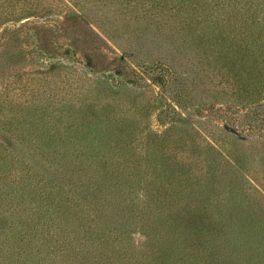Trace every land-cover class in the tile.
Returning <instances> with one entry per match:
<instances>
[{"label": "trees", "instance_id": "16d2710c", "mask_svg": "<svg viewBox=\"0 0 264 264\" xmlns=\"http://www.w3.org/2000/svg\"><path fill=\"white\" fill-rule=\"evenodd\" d=\"M109 1L0 0V49L9 53L0 54V264H264V187L257 189L226 151L243 161L264 151V141H247L225 119L215 122L221 136L199 125L226 102L264 114V0H118L127 1L132 39L148 44L142 66L152 83L173 91L178 104L193 105L195 118L185 107L172 108L179 131L141 147L112 145L117 153L100 148L84 156L82 144L72 153L58 150L33 135L41 129L31 113L22 117L24 108L91 105L93 115L109 108L79 76L92 84L107 76L136 89L150 86L142 76L119 77L110 62L100 70L65 62L70 57L57 41L70 14L101 40L95 27L117 34L110 23L121 25L126 14ZM55 65L75 78L57 80ZM110 110V120L130 118ZM261 116L254 121L264 127ZM163 147L194 158L183 165L164 155V166L136 155ZM260 170L264 175V161Z\"/></svg>", "mask_w": 264, "mask_h": 264}, {"label": "rangeland", "instance_id": "374dc122", "mask_svg": "<svg viewBox=\"0 0 264 264\" xmlns=\"http://www.w3.org/2000/svg\"><path fill=\"white\" fill-rule=\"evenodd\" d=\"M117 2L118 0L109 1V7L113 9L114 5H118L117 9L114 11L122 9L124 14H126L122 19L121 25H118L116 21L110 23L111 31L115 30L117 26V34L107 37L103 32L99 31L100 29L98 27H95V31L103 37V40L108 43V46L101 38L97 37L93 29L91 31L87 27H84L83 24L78 21L77 16L72 14L68 16L66 25H64L62 29V32L65 34L64 37H60L57 44L60 45L59 47L62 51H67V56L70 58L65 62L69 64L73 63V59H79L83 60V63L87 61L88 63L96 64V66L98 65L97 69L100 70L103 69L101 67H103L104 64L110 62L111 66H117L119 70L118 75L121 74L119 77L127 74L128 77L138 82L140 81L139 76H142L148 79L150 86H148L147 89H136L129 84H127V86L122 85L118 79H112L107 76L103 78L104 82L97 81L92 84L88 79L79 76L78 81L82 80L85 86L89 85V87H85V89L98 95L100 97L98 100L100 103H109V108L98 110L96 113L97 115H93L94 112H91L94 111V106L91 105L75 107L76 109H74L65 103H54L48 107L47 105L42 108L40 107V109L34 107L24 108L22 114L24 113L25 115H22V117L28 118L26 114L28 115V113H31L35 126L41 129L39 135H33L43 143L54 146L58 148V150H64L67 146L69 153H72L71 150L74 149L76 144H82L81 147L82 150H84L83 154L86 156L85 154H91L94 150L100 148H105L104 153L109 152L110 147L116 144H118V146L124 144V150L129 144L135 147H141L148 143L161 141L163 137H167L169 129H174L175 131L181 129V123L170 118L172 115V108L176 111H180V106L185 107L184 111H187V115L191 118H195L194 109L196 108L193 105L190 106L186 102L178 104L173 98V91L169 89V91L164 94V92H161L160 85L157 82L152 83L150 79L152 76L151 73L143 69L144 66H142V63L147 60L145 57L146 51L149 49L147 46L148 44L139 46V41L135 38L132 39V31H134V28L131 27L132 24L127 22V19H132L130 10L127 8V1H123L122 3ZM2 18L3 16L0 14V20ZM153 32L154 30L150 31L152 34ZM14 35L13 33L11 39L15 37ZM2 41L3 39H0L1 43ZM13 42L17 45L20 41ZM1 51L2 49H0V54ZM1 55H5L4 57H6L9 53ZM2 59L3 58L0 57V61H2ZM100 64L103 65L100 66ZM52 69L60 74L57 80L68 78V81H70V78H75L74 74L65 71L63 67L59 68V66L55 65ZM57 92L59 95V90H57ZM206 97L208 98L207 94ZM111 105L114 106L115 110L129 114L130 118L127 120L115 118L112 120L108 119L109 116H111L110 113H112L110 110ZM216 105L220 106V103H216ZM102 106L104 105L101 104L100 107ZM231 106L229 102H226L218 111L207 114L206 117L199 122V125L209 134L215 131V135L221 136L219 128L217 131L215 122L220 123L221 119H225L229 123H235L247 137V141L255 140L258 143V147L260 144H263L264 127L261 122H257V119L262 117L261 115L264 116L262 113L263 110L256 111V114H260V116H256L254 113H245L244 110L239 111L237 108H232ZM162 108H165V113L163 115H158V112ZM196 117H199V115ZM256 117L257 119L254 121ZM158 118L165 120L164 122H160ZM185 129L187 130V125ZM212 130L213 132L211 133L210 131ZM188 132L191 133L190 130H188ZM205 134L203 133L206 137ZM216 137V143H222V140L218 138V136ZM173 138L174 136H172L171 139ZM162 150V153L152 152L146 154L144 152L137 154L136 151V155L153 159V162L162 163L164 166L166 165L165 159H168L169 156L172 157L173 161H177L183 165L191 162L194 158L188 155L185 150L172 147H163ZM110 151L111 152L107 154H111L112 152L117 153L118 150L115 149L113 151V149H110ZM226 151H230L229 156L231 159L229 156H227V158L234 163L237 170L238 167L245 170L247 177L255 180V187L261 190L262 187H264V175L260 170L262 162L264 161V151L257 150L258 153H255L253 156L244 157L245 160L243 161L240 158H234V154H238L234 150L226 149ZM107 154H105V156ZM76 155L83 156L82 154L79 155V153H76ZM136 155L133 157L136 158ZM136 162L139 161L137 160ZM137 167L138 166H136L135 169H137ZM137 173L138 172H136V174ZM258 199L260 207L264 210V201L260 196H258Z\"/></svg>", "mask_w": 264, "mask_h": 264}]
</instances>
